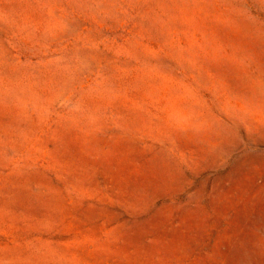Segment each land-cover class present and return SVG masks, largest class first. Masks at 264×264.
Segmentation results:
<instances>
[{
    "label": "rangeland",
    "instance_id": "374dc122",
    "mask_svg": "<svg viewBox=\"0 0 264 264\" xmlns=\"http://www.w3.org/2000/svg\"><path fill=\"white\" fill-rule=\"evenodd\" d=\"M0 264H264V0H0Z\"/></svg>",
    "mask_w": 264,
    "mask_h": 264
}]
</instances>
